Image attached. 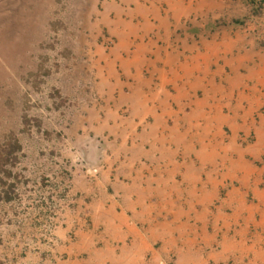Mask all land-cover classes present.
<instances>
[{
    "label": "rangeland",
    "instance_id": "rangeland-1",
    "mask_svg": "<svg viewBox=\"0 0 264 264\" xmlns=\"http://www.w3.org/2000/svg\"><path fill=\"white\" fill-rule=\"evenodd\" d=\"M263 12L264 0H0V264H97L85 251L97 233L93 194L124 171L140 127H127L139 105L101 78L165 66L167 51L199 44L222 52L234 34L264 50V23L250 20ZM253 113L264 116V104ZM255 129H237L236 143L250 144ZM207 172L201 180L222 189L175 198L174 229L152 244L159 264H264V217L249 218V192L227 198L228 178Z\"/></svg>",
    "mask_w": 264,
    "mask_h": 264
},
{
    "label": "crops",
    "instance_id": "crops-1",
    "mask_svg": "<svg viewBox=\"0 0 264 264\" xmlns=\"http://www.w3.org/2000/svg\"><path fill=\"white\" fill-rule=\"evenodd\" d=\"M261 17L249 19L264 23V12ZM233 37L222 52L216 41L210 44L216 48L213 52L199 44L183 48L181 53L167 51L166 67L149 61L142 71L137 63L131 72L125 69L122 78H101L119 87L118 97L123 101L139 105L136 119L132 117L127 127L132 130L135 120L140 127L133 131V143L118 164L124 171H117L93 194L97 213L91 225L97 233L85 251L88 256L91 252L89 258L95 263L159 264L152 244L158 234L173 231L175 198L180 201L184 195H204L208 188L215 198L223 187L210 176L201 180L206 168L210 170L207 175L212 170L220 181L237 178L236 185L228 183L226 197L242 200L249 192V218L254 212L264 217V116L252 117L264 104V50L254 47L247 36ZM153 53L159 52L155 49ZM139 56L137 61L141 56L142 61L150 59ZM124 85L127 91L120 94ZM223 126L229 128L225 135ZM249 126L256 128L254 139L240 146L237 129L247 135ZM210 130L212 138L207 139ZM191 153L198 161L189 158ZM221 167L225 169L218 174ZM235 209L231 216H238Z\"/></svg>",
    "mask_w": 264,
    "mask_h": 264
}]
</instances>
